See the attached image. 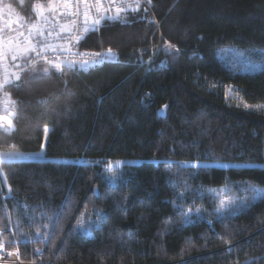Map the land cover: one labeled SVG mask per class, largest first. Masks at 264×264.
<instances>
[{
	"label": "trees",
	"instance_id": "obj_1",
	"mask_svg": "<svg viewBox=\"0 0 264 264\" xmlns=\"http://www.w3.org/2000/svg\"><path fill=\"white\" fill-rule=\"evenodd\" d=\"M36 1L0 3L30 19ZM98 17L77 49L113 60L37 62L4 85L15 115L0 153L41 157L0 162V250L25 264H264V0Z\"/></svg>",
	"mask_w": 264,
	"mask_h": 264
},
{
	"label": "built area",
	"instance_id": "obj_2",
	"mask_svg": "<svg viewBox=\"0 0 264 264\" xmlns=\"http://www.w3.org/2000/svg\"><path fill=\"white\" fill-rule=\"evenodd\" d=\"M141 2L143 0H65L44 23L40 34L30 31L15 10L0 3V85H3L0 87V115L9 114L10 97L4 90L5 82L37 62L61 66L68 65L69 61H78V65L89 61L87 65H91L93 60H113L106 53L77 49V38L86 29L88 18L96 19L101 13L113 16L117 9L122 13L137 8ZM98 53L102 55L97 57ZM24 54L26 60L20 58ZM0 264L25 263L21 262L16 251L0 250Z\"/></svg>",
	"mask_w": 264,
	"mask_h": 264
},
{
	"label": "rangeland",
	"instance_id": "obj_3",
	"mask_svg": "<svg viewBox=\"0 0 264 264\" xmlns=\"http://www.w3.org/2000/svg\"><path fill=\"white\" fill-rule=\"evenodd\" d=\"M64 3H65V0L36 1L32 5V10H33L34 15L30 19H28L27 17H23L29 23L28 29L30 31H32L33 33L40 34L44 23L47 21V19H49L54 14V10L56 8V5L64 4ZM11 9H12V7H11ZM18 13H19V16L22 15L21 12H18ZM109 17H112V16H109ZM98 18L97 19H95L93 17L88 18L89 28H95L96 26H98L100 24V22L102 21V18H100V17H98ZM93 20H99L100 22L93 27L92 26ZM236 55H238V54H235V56ZM237 61H240V57L237 58ZM244 63L246 64L245 67L250 66L248 56H246V60ZM250 67H252V66H250ZM242 69H244V68H242ZM38 157H41V153L29 154V155L25 154V156L22 158H38ZM4 159H7V158H4ZM4 159H0V162L3 161ZM110 164H111L112 168L114 166L120 165L119 163H110ZM182 165H186V164H182ZM108 166H109V164L105 165V167L107 169H108ZM0 181H1V183H5L3 180V174H1V171H0Z\"/></svg>",
	"mask_w": 264,
	"mask_h": 264
},
{
	"label": "snow or ice",
	"instance_id": "obj_4",
	"mask_svg": "<svg viewBox=\"0 0 264 264\" xmlns=\"http://www.w3.org/2000/svg\"><path fill=\"white\" fill-rule=\"evenodd\" d=\"M149 2H151V0H149ZM117 11V15L115 16V17H112V18H119V15H120V12H121V9H117L116 10ZM100 21L99 20H93L92 21V26L94 27L96 24H98ZM87 30V29H86ZM77 39H79V38H77ZM31 49H29V51H30ZM108 52H109V54H111V49H109L108 50ZM97 55V57H99L100 55H102V54H96ZM15 59V58H14ZM96 62H98L97 60H93V61H91V63H96ZM68 63V66L69 67H72V66H74L76 63H79L78 61H69V62H67ZM90 62L89 61H84L83 62V64L84 65H87V64H89ZM56 67L57 68H59L60 67V65L59 64H57L56 65ZM25 71H27V69L25 70ZM47 72H48V69L47 68H45L44 69V73L45 74H47ZM21 75H22V73H17V74H14V79H9L8 81H6L5 83H7V84H11V83H15L16 81H19L20 79H21ZM3 85H0V87H2ZM9 101H10V103H14L13 101H11L10 100V98H9ZM246 107H247V105H246ZM15 114L14 113H10L9 114V116H2V115H0V130H3V131H6V132H8V131H12L13 129H14V125H13V122H12V116H14ZM45 133H47V131H48V128H47V126H45ZM25 156V154H23V153H17V152H4V153H0V159H4V158H7V159H9V160H14V159H18V158H22V157H24ZM117 163H119V162H117ZM108 170L109 171H111L112 170V166H111V164H109V166H108ZM229 202H231V201H229ZM224 206H225V202L224 201H221V205H220V209H223L224 208ZM220 209H218V210H220ZM78 224H80V222L78 221Z\"/></svg>",
	"mask_w": 264,
	"mask_h": 264
},
{
	"label": "crops",
	"instance_id": "obj_5",
	"mask_svg": "<svg viewBox=\"0 0 264 264\" xmlns=\"http://www.w3.org/2000/svg\"><path fill=\"white\" fill-rule=\"evenodd\" d=\"M1 153H4V152H1Z\"/></svg>",
	"mask_w": 264,
	"mask_h": 264
}]
</instances>
